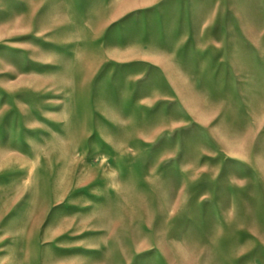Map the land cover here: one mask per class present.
Listing matches in <instances>:
<instances>
[{
	"label": "rangeland",
	"instance_id": "1",
	"mask_svg": "<svg viewBox=\"0 0 264 264\" xmlns=\"http://www.w3.org/2000/svg\"><path fill=\"white\" fill-rule=\"evenodd\" d=\"M0 264H264V0H0Z\"/></svg>",
	"mask_w": 264,
	"mask_h": 264
}]
</instances>
